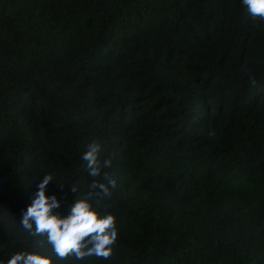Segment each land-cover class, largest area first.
<instances>
[{
  "label": "trees",
  "instance_id": "1",
  "mask_svg": "<svg viewBox=\"0 0 264 264\" xmlns=\"http://www.w3.org/2000/svg\"><path fill=\"white\" fill-rule=\"evenodd\" d=\"M92 141L113 158L118 186L93 207L117 240L60 260L21 212L48 173L66 216ZM21 251L264 264V20L242 0H0V261Z\"/></svg>",
  "mask_w": 264,
  "mask_h": 264
},
{
  "label": "clouds",
  "instance_id": "2",
  "mask_svg": "<svg viewBox=\"0 0 264 264\" xmlns=\"http://www.w3.org/2000/svg\"><path fill=\"white\" fill-rule=\"evenodd\" d=\"M242 4L252 20H264V0H242ZM104 152L101 143L92 141L87 145L82 159L87 175L93 179L86 191L69 206L66 216H60L56 211L64 203V198L58 199L55 194L46 195L53 176L45 173L38 180L32 202L26 210H22L20 218L24 231L35 238L34 247L43 248L45 241L40 238L46 237L60 260L71 256L77 260L91 256L108 259L112 255V245L117 240L115 217L111 214L102 216L93 207V203L110 199L118 186L116 173L112 170L113 158L111 155L104 156ZM77 191L76 185L70 187L71 193ZM0 264L4 262L0 261ZM6 264H53V261L39 251H21L13 254Z\"/></svg>",
  "mask_w": 264,
  "mask_h": 264
}]
</instances>
